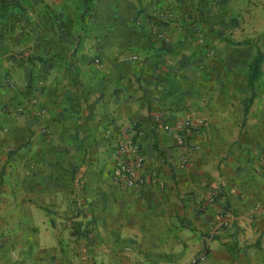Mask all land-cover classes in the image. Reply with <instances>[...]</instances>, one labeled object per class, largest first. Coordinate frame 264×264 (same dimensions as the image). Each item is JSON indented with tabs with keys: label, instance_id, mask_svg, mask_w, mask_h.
<instances>
[{
	"label": "crops",
	"instance_id": "1",
	"mask_svg": "<svg viewBox=\"0 0 264 264\" xmlns=\"http://www.w3.org/2000/svg\"><path fill=\"white\" fill-rule=\"evenodd\" d=\"M5 1L0 264H264V39L243 114L254 48H190L196 0ZM186 115L207 124L183 146ZM137 130L156 182L121 188L117 144Z\"/></svg>",
	"mask_w": 264,
	"mask_h": 264
},
{
	"label": "rangeland",
	"instance_id": "2",
	"mask_svg": "<svg viewBox=\"0 0 264 264\" xmlns=\"http://www.w3.org/2000/svg\"><path fill=\"white\" fill-rule=\"evenodd\" d=\"M184 8L187 9L183 12L186 18L182 20L180 26L184 32V39L188 40L190 48H200L205 58L210 59L215 48L218 50L222 47L242 48L252 51L255 44L260 45L264 39V0H230L225 5H216L209 0H196L190 5L186 3ZM91 10L92 5L90 15ZM165 13L169 11H164L159 16L151 14L146 19L152 25H167L172 18L166 19ZM77 14H80L79 10ZM136 22L133 21L134 25L140 26V23ZM154 35L157 38L161 37L157 31ZM186 57L187 55L183 62L187 60ZM185 98L189 101L196 96L187 92ZM199 103L202 105L204 101L201 100Z\"/></svg>",
	"mask_w": 264,
	"mask_h": 264
},
{
	"label": "built area",
	"instance_id": "3",
	"mask_svg": "<svg viewBox=\"0 0 264 264\" xmlns=\"http://www.w3.org/2000/svg\"><path fill=\"white\" fill-rule=\"evenodd\" d=\"M164 16L168 20L171 18L170 13H165ZM136 24H138V21ZM30 102L31 104L35 103V99L31 98ZM26 108L27 104L26 106H19L16 111L20 114L26 113ZM206 124L207 118L204 116L186 115L171 130L177 134L178 144L185 146L188 145L191 135ZM125 131L126 128L123 132L125 133ZM140 135V130H137L136 134L133 135L125 134L117 144V158L111 171V179L118 187L133 189L139 188L146 183L155 184L156 182L155 173L145 168L144 157L137 147L135 137ZM262 151L264 153V145L262 146ZM185 162V158L181 159L180 167H183ZM205 202L213 204V200L209 195L206 197ZM258 210L261 215H264V209L258 207ZM226 220L227 217L223 216L222 222L226 223Z\"/></svg>",
	"mask_w": 264,
	"mask_h": 264
},
{
	"label": "trees",
	"instance_id": "4",
	"mask_svg": "<svg viewBox=\"0 0 264 264\" xmlns=\"http://www.w3.org/2000/svg\"><path fill=\"white\" fill-rule=\"evenodd\" d=\"M90 1L91 0H82V3L85 4V3H89ZM209 1L215 3L216 5H225L230 0H209ZM7 4H8L7 1L0 0V18L5 13ZM262 60H263V55L258 50V48L254 46V55L247 65V69H248L247 84L250 89V96L244 102L245 104L243 107V114H245L247 110V105H249L252 101V98H253L252 86L256 82V80L260 77V65L262 63ZM154 150L157 153H159V151L157 150L155 146H154ZM209 197L213 200V202L215 201L214 196L209 195Z\"/></svg>",
	"mask_w": 264,
	"mask_h": 264
}]
</instances>
